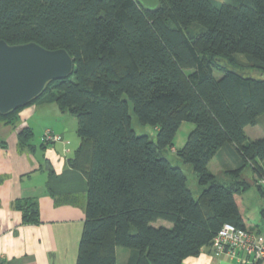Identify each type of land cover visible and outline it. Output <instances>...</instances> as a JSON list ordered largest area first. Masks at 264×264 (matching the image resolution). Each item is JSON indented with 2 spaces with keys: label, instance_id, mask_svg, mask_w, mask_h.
<instances>
[{
  "label": "trees",
  "instance_id": "trees-1",
  "mask_svg": "<svg viewBox=\"0 0 264 264\" xmlns=\"http://www.w3.org/2000/svg\"><path fill=\"white\" fill-rule=\"evenodd\" d=\"M1 39L64 48L75 61L66 78L0 112V124L14 125L25 106L45 99L77 119L80 143L69 163L88 190L74 264H118V247L129 250L126 264H182L212 245L224 223L246 228L237 199L252 186L246 167L260 191L264 183V136L246 132L264 113V0H160L155 8L138 0H0ZM130 103L156 139L136 132ZM185 121L194 128L173 151L195 170L197 197L166 156ZM19 135L26 144L33 132ZM226 146L238 163L222 176L209 164ZM16 205L25 222H39L36 199Z\"/></svg>",
  "mask_w": 264,
  "mask_h": 264
},
{
  "label": "crops",
  "instance_id": "crops-1",
  "mask_svg": "<svg viewBox=\"0 0 264 264\" xmlns=\"http://www.w3.org/2000/svg\"><path fill=\"white\" fill-rule=\"evenodd\" d=\"M77 126L76 117L45 99L25 106L16 124H0V264L76 262L88 190L85 174L69 163L80 143ZM24 127L33 132L26 144L19 135ZM47 129L61 134L63 140L44 143ZM232 152L229 146L222 148L211 160L210 169L220 174L236 168L238 160L230 156ZM27 198L38 202V223L25 222L23 211L16 205L19 199ZM241 205L246 227L264 234L263 219L261 224H249ZM182 264L245 263L228 254H216L210 245Z\"/></svg>",
  "mask_w": 264,
  "mask_h": 264
},
{
  "label": "water",
  "instance_id": "water-1",
  "mask_svg": "<svg viewBox=\"0 0 264 264\" xmlns=\"http://www.w3.org/2000/svg\"><path fill=\"white\" fill-rule=\"evenodd\" d=\"M155 8L160 0H138ZM74 58L64 48L49 49L37 42L10 45L0 40V112L6 113L37 97L50 80L73 72Z\"/></svg>",
  "mask_w": 264,
  "mask_h": 264
},
{
  "label": "rangeland",
  "instance_id": "rangeland-1",
  "mask_svg": "<svg viewBox=\"0 0 264 264\" xmlns=\"http://www.w3.org/2000/svg\"><path fill=\"white\" fill-rule=\"evenodd\" d=\"M192 32H194L192 28ZM196 34V32H194ZM241 60L243 58L239 57ZM55 102V101H53ZM56 103V102H55ZM57 104V103H56ZM130 113L133 117V127L135 128L138 134H148L152 138L156 139L157 131L152 125L141 124L137 117L134 114L133 105L130 103ZM259 122L256 125H248L247 133L251 139H257L264 136V113L260 116ZM194 128V123L185 121L180 126L176 137L174 139L175 148L166 152V156L174 165H181L182 169L185 171L188 177V185L192 189L193 194L197 197L200 193V188L198 184V177L195 170L189 164H185L182 159L177 155L176 148L182 147L187 139L189 132ZM222 176H227L225 171L220 173ZM245 178L252 184L247 188L242 194H238L237 199L241 202L243 213L246 216L249 224L258 225L262 223L263 219V207H264V183L262 185L263 191H260L258 187L254 184V181L257 179L256 174L251 167L244 172ZM156 225H171V223L164 219H159ZM118 264H126L129 250L125 247H118Z\"/></svg>",
  "mask_w": 264,
  "mask_h": 264
},
{
  "label": "built area",
  "instance_id": "built-area-1",
  "mask_svg": "<svg viewBox=\"0 0 264 264\" xmlns=\"http://www.w3.org/2000/svg\"><path fill=\"white\" fill-rule=\"evenodd\" d=\"M61 134L47 129L43 135L44 143L62 141ZM216 254H228L245 264H264V234L241 228L232 223H224L212 240Z\"/></svg>",
  "mask_w": 264,
  "mask_h": 264
}]
</instances>
